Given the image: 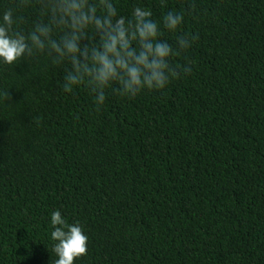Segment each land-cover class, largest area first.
<instances>
[{
	"label": "trees",
	"instance_id": "trees-1",
	"mask_svg": "<svg viewBox=\"0 0 264 264\" xmlns=\"http://www.w3.org/2000/svg\"><path fill=\"white\" fill-rule=\"evenodd\" d=\"M112 3L150 10L174 49L198 39L164 89L112 85L99 105L63 91L71 66L47 52L0 60V264H52L57 210L88 237L74 264H264V0ZM9 9L25 34L42 18L38 0H0V21Z\"/></svg>",
	"mask_w": 264,
	"mask_h": 264
},
{
	"label": "clouds",
	"instance_id": "clouds-1",
	"mask_svg": "<svg viewBox=\"0 0 264 264\" xmlns=\"http://www.w3.org/2000/svg\"><path fill=\"white\" fill-rule=\"evenodd\" d=\"M28 5L31 0H21ZM41 19L28 33L14 26L12 9L0 21V60L12 65L36 52L47 54L52 63H67L71 70L64 76L63 91L85 85L96 94L97 104L105 101V90L112 85L118 95L135 97L145 88L162 90L170 77L180 74L169 60L190 47L195 36H179L178 49L158 39L160 25L151 19L152 12L140 6L131 19L118 16L112 0H38ZM183 14L169 11L163 16V27L175 32L183 23ZM98 40L82 43L89 33ZM190 74L191 65L181 66ZM5 95H8L5 93ZM51 252L58 257L52 264H74L87 253L88 237L79 224H69L59 210L51 213Z\"/></svg>",
	"mask_w": 264,
	"mask_h": 264
}]
</instances>
